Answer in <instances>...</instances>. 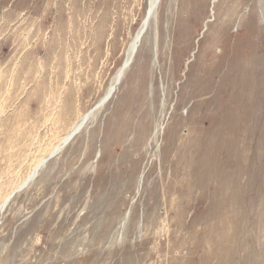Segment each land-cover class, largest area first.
Returning <instances> with one entry per match:
<instances>
[{"label": "rangeland", "instance_id": "obj_1", "mask_svg": "<svg viewBox=\"0 0 264 264\" xmlns=\"http://www.w3.org/2000/svg\"><path fill=\"white\" fill-rule=\"evenodd\" d=\"M147 7L0 0V201L103 96ZM88 119L0 211V264H264L263 0H160Z\"/></svg>", "mask_w": 264, "mask_h": 264}, {"label": "bare ground", "instance_id": "obj_2", "mask_svg": "<svg viewBox=\"0 0 264 264\" xmlns=\"http://www.w3.org/2000/svg\"><path fill=\"white\" fill-rule=\"evenodd\" d=\"M155 3H156V0H148L147 11H150L152 9V7L155 5ZM263 4H264V0H263ZM141 27L139 28V30L136 32V34L133 36L132 40L130 41V44H129V46L127 48V51H126V54H125V58H124L123 62L121 63V65L119 66V68L117 69V71L115 72V74L113 76V79H112L110 85L108 86V88L106 89L105 93L103 94V96L99 99V101L93 107H91L85 113L80 114L77 117V119L70 125V127L68 128V130L66 131V133L61 138H59L58 141L54 145H52V147L49 149V151H48V153H47L46 156H44L43 158H41V159H39L38 161L35 162L36 164L33 166V168L31 170H29V173L26 174V176L24 177V179L21 182H19V184L14 189H12L10 192H8V194L1 199V201H0V208H2L4 206V204L6 203L7 199L18 188H20L23 184H25L26 182H29L31 180V178L34 176V173H35L36 169L41 165V163L44 162V160H46L50 155H52L54 152H56L57 150H59L65 143H67V141L69 140V138H71V136H73V134L76 131H78V130L80 131L81 128H83L84 121L88 117V115H91L92 114V116H93L95 114V112H98V111L102 110L113 99V97L115 96V94H116V92L118 90L119 85L121 84V81H122V78L124 76V73L127 70V68L130 66V64H131V62L133 60V57H134V55H135V53L137 51V47H138V45H137V39H138V37L140 35V32L142 30ZM135 47H136V51H135V53L133 55V51H134ZM124 65H127L126 68H124ZM109 96H110V98L107 100V102L104 104L103 107H100V109H97V110H95V111L92 112L93 108L97 104H100L102 101H104ZM86 122H85V125H86ZM79 131H78V133H79ZM78 133H76L75 135H77ZM155 136H156V132L154 133V137ZM209 139H210V135L206 132V129L202 130L201 131V140H202V143H201V146H200L201 147V149H200V152H201V158H200V168H201V171H200V174H201L202 184L205 187H207L209 185V182L211 180L212 181H216V183H218L217 175L220 176L219 173L217 174V171H216V168H215V164H216V160L215 159H216V156H217L216 155V151L214 150V152L212 153L213 154L212 157L210 155V144H209L210 141H209ZM210 158L213 159L212 168H211V166L209 164V159ZM218 165H220V164H218Z\"/></svg>", "mask_w": 264, "mask_h": 264}, {"label": "water", "instance_id": "obj_3", "mask_svg": "<svg viewBox=\"0 0 264 264\" xmlns=\"http://www.w3.org/2000/svg\"><path fill=\"white\" fill-rule=\"evenodd\" d=\"M159 1L160 0H156V3H155V5L152 7V9L150 10V11H147L146 12V16H145V19H144V21L142 22V27H141V32H140V35H139V37H138V39H137V45H138V43H139V41H140V39H141V37L143 36V34L145 33V30L147 29V26H148V23H149V21H150V19H151V17H152V15H154V12H155V10H156V8H157V6H158V4H159ZM135 51H136V47H135V49H134V51H133V55H134V53H135ZM132 55V56H133ZM126 66L127 65H124V68H126ZM122 75V74H121ZM110 98V96L109 97H107L104 101H102L100 104H97L94 108H93V110H92V112L93 111H95V110H97V109H100V107H103L104 106V104L107 102V100ZM91 112V113H92ZM90 113V114H91ZM89 116L90 115H88V117L85 119V121H84V124H85V122L88 120V118H89ZM79 131V130H78ZM78 131H76L74 134H73V136H71V138H69V140L67 141V143H69L70 141H71V139L75 136V134L76 133H78ZM67 143H65L59 150H57L56 152H54L52 155H50L46 160H44V162L43 163H41V165L36 169V171H35V173H34V176L37 174V172L40 170V168L42 167V166H44L45 165V163L49 160V159H51V158H53L55 155H57L62 149H63V147H65L66 145H67ZM33 176V177H34ZM33 177L31 178V180L33 179ZM30 180V181H31ZM29 181V182H30ZM29 182H26L25 184H23L20 188H18L8 199H7V201H6V203L4 204V206L2 207V208H0V211L1 210H3L4 208H5V206L8 204V202L11 200V198L16 194V193H18V192H20L21 190H23L28 184H29Z\"/></svg>", "mask_w": 264, "mask_h": 264}]
</instances>
